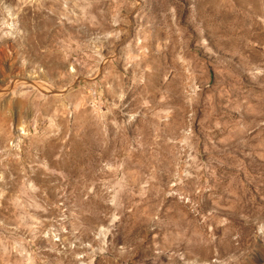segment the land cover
<instances>
[{
  "label": "rangeland",
  "instance_id": "374dc122",
  "mask_svg": "<svg viewBox=\"0 0 264 264\" xmlns=\"http://www.w3.org/2000/svg\"><path fill=\"white\" fill-rule=\"evenodd\" d=\"M0 264H264V0H0Z\"/></svg>",
  "mask_w": 264,
  "mask_h": 264
}]
</instances>
